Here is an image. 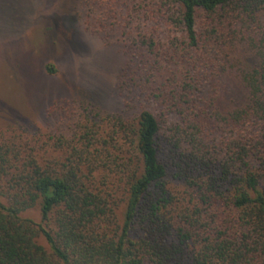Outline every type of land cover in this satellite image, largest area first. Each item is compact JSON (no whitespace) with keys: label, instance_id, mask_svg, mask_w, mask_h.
I'll use <instances>...</instances> for the list:
<instances>
[{"label":"trees","instance_id":"trees-1","mask_svg":"<svg viewBox=\"0 0 264 264\" xmlns=\"http://www.w3.org/2000/svg\"><path fill=\"white\" fill-rule=\"evenodd\" d=\"M147 3L181 30L167 51L188 68L151 94L179 107L175 142L184 156L190 206L176 208L166 189L161 124L150 109L134 123L115 117L108 133L111 140L122 134L120 148L128 151L116 165L126 183L120 220L116 191L105 194L96 176L117 162L98 132L80 134V148L60 167L25 155L16 136L0 133V264H264V21L258 24L264 0ZM143 42L158 57L156 43ZM237 45L251 55L236 70L244 100L217 119L211 112L216 99L205 103L201 94L228 63L222 51ZM211 126L218 135L207 141ZM36 205L40 223L22 215Z\"/></svg>","mask_w":264,"mask_h":264},{"label":"rangeland","instance_id":"rangeland-1","mask_svg":"<svg viewBox=\"0 0 264 264\" xmlns=\"http://www.w3.org/2000/svg\"><path fill=\"white\" fill-rule=\"evenodd\" d=\"M152 1L0 0V133L16 136L25 155L33 152L43 164L60 167L75 146L80 148V134L98 132L117 158L96 176L105 194L116 191L113 207L119 220L126 183L116 165L128 151L120 148L122 134L111 140L108 133L115 117L134 123L144 108L161 124L159 158L174 206L183 209L191 201L184 156L175 142L181 131L179 107L151 94L154 87L168 86L171 75H182L188 64L167 51L181 30L151 11L147 2ZM144 37L156 43L158 57ZM222 56L227 65L206 81L201 94L205 103L216 99L211 112L217 119L243 102L244 85L236 70L251 55L237 45ZM48 66L55 72L49 73ZM207 129V141L217 137V130L210 132L213 126ZM22 215L42 221L39 205ZM48 226L54 228L53 223ZM38 242L49 248L43 236Z\"/></svg>","mask_w":264,"mask_h":264}]
</instances>
